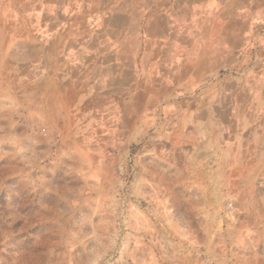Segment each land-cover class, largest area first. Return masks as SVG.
Instances as JSON below:
<instances>
[{"label":"rangeland","instance_id":"obj_1","mask_svg":"<svg viewBox=\"0 0 264 264\" xmlns=\"http://www.w3.org/2000/svg\"><path fill=\"white\" fill-rule=\"evenodd\" d=\"M148 1L138 16L158 7ZM162 1L177 15L182 48L224 39L251 51L166 98L162 85L151 93L131 73L93 82L82 52L56 59L42 50L39 63L35 52L20 55L15 23L1 22L0 264H264V138L253 137L252 111L234 112L230 94L221 98L240 80L254 84L264 0ZM15 6L23 41L49 47L55 27L34 37L29 2L7 0L1 16ZM50 7L39 4L60 16Z\"/></svg>","mask_w":264,"mask_h":264},{"label":"crops","instance_id":"obj_2","mask_svg":"<svg viewBox=\"0 0 264 264\" xmlns=\"http://www.w3.org/2000/svg\"><path fill=\"white\" fill-rule=\"evenodd\" d=\"M16 4L32 5L29 13L25 16L30 23V33L40 36V31L47 32L54 30L52 40L49 42V47L43 45L40 47L39 41L34 40L30 43L23 41V27L20 22V17L23 15L21 9L15 6L13 15L8 18L0 13V28L1 22L5 25L6 21L15 23V43L14 51L22 54L24 51L35 52L37 62L39 63L40 51H56V59L67 57L66 52L75 54L82 52L83 61L82 67L86 71H94L93 82H102L111 77L126 76L131 73L132 76H143L142 79L150 85L151 93H157L156 85H162L164 88L159 96L166 98L178 97L183 92L188 90L191 92L196 88L198 83L204 81L208 76L216 74V71L229 68L232 64V59L238 55L247 56L251 51L250 46H242L238 49L231 48L228 41L223 39L221 44H216L213 39H205L203 44L192 45L182 48V45L177 43V15L175 12L165 10L162 0L158 2L157 8L148 6L145 8L142 15L136 14V5L140 2L148 0H12ZM177 3L178 1L175 0ZM7 4V0H0V5ZM39 4L49 5L59 9L60 16L44 13L39 10ZM195 4H191V7ZM176 6H174L175 8ZM49 11V12H50ZM259 16V15H258ZM193 15L190 19H193ZM140 20L139 31L133 32L132 26L135 21ZM86 25V26H85ZM54 26L47 31L48 27ZM17 29L20 35L17 34ZM264 30V29H263ZM205 32V31H204ZM264 32V31H263ZM259 32L256 34L254 45L256 58L252 63L255 66L254 86L248 85L246 79L239 81L237 88L233 91H225L221 94V98L226 94L232 97V107L234 112L241 111L253 112L255 116V124L253 131L256 139L263 140L264 138V34ZM229 33L222 32L224 37ZM249 33H242L240 37L244 40L249 39ZM202 36H205L203 33ZM37 38V37H36ZM253 38V37H252ZM251 38V39H252ZM52 42V43H51ZM93 43L94 45H90ZM256 43H259L256 44ZM75 44H79L78 47ZM53 48V49H52ZM252 48V47H251ZM60 54V55H59ZM71 56V55H70ZM239 63L242 64L238 59ZM247 64V61L244 62ZM81 65H79L80 67ZM246 67V66H245ZM130 70V72H129ZM246 73V72H245ZM91 81V80H90ZM137 80H132L131 85L135 86ZM140 84V83H139ZM249 96L250 103L246 104L242 100H246ZM163 97V98H165ZM83 98V96H82ZM210 102L206 104V112L208 116L207 123H215L213 98L209 97ZM202 113L200 108L192 113L193 123L197 126L201 124L199 115ZM240 117V116H239ZM247 117V115H246ZM249 120L242 119L246 122Z\"/></svg>","mask_w":264,"mask_h":264}]
</instances>
